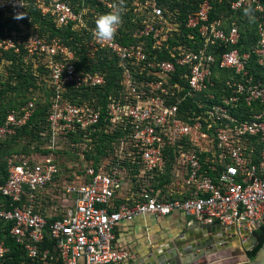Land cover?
<instances>
[{"label": "built area", "instance_id": "built-area-1", "mask_svg": "<svg viewBox=\"0 0 264 264\" xmlns=\"http://www.w3.org/2000/svg\"><path fill=\"white\" fill-rule=\"evenodd\" d=\"M163 1L124 0L115 38L99 42L94 8L109 13L118 0H34L56 29L84 38L88 59L114 61L117 78L102 105L65 94L69 86L103 88L105 74L79 69L76 51L60 38L30 32L16 19L26 0H0L18 30L0 38V57L11 53L43 67L51 92L39 133L47 142L6 157L0 264H18L6 239L17 246L19 264H124L134 256L114 246L116 228L146 215L178 213L201 227H232L244 243L264 224V82L248 70L252 58L264 66V4L229 0L230 12L251 7L258 21L255 44L240 52L232 15L210 20L209 0H189L196 9L180 20V7ZM9 63L0 61V79ZM35 107L32 99L8 112L0 141L24 127ZM101 134L112 136L105 154L87 159Z\"/></svg>", "mask_w": 264, "mask_h": 264}, {"label": "trees", "instance_id": "trees-1", "mask_svg": "<svg viewBox=\"0 0 264 264\" xmlns=\"http://www.w3.org/2000/svg\"><path fill=\"white\" fill-rule=\"evenodd\" d=\"M28 5L25 11L22 22L25 27L33 33H37L41 36L58 37L68 47L76 51L78 55L77 65L79 69L102 72L105 74L106 86L99 89H93L90 91L77 92L68 87V91L65 96L71 101H77L79 95L82 100H89L91 97H95L98 103L104 105L107 95L111 92L113 87V81L117 78V71L113 60L105 58L88 59L85 56L84 45L82 43L83 37L79 36L78 32H72L70 28L56 29L53 21L44 17L34 6V0H26ZM211 4V10L209 12V19L213 20L219 17L227 19L230 15L234 18L239 26L240 40L238 43V49L240 52H247L257 40L256 29L258 21L251 22L247 16L244 15V11H238L232 13L229 10V0H209ZM264 4V0H261ZM163 4L172 9L173 7H180V20L192 10L196 9V6L189 0H164ZM92 8L93 5H90ZM100 15L107 14L102 8L96 9ZM255 17V16H254ZM125 28H130L129 19H125ZM95 24V21L92 22ZM13 31H18L15 22L4 17V14L0 12V38L5 35L11 34ZM126 42L127 39H122ZM5 60L10 62L6 66L8 76L0 79V126L6 117V114L10 111H17L23 107L28 101L35 99V111L28 123L18 129L16 133L0 141V185L5 181L6 173V157L12 153H25L40 151V146H43L47 142V138L42 139L39 135L40 132L45 130L46 116L49 109V98L51 95L50 90L45 82L47 78V72L41 66H34L30 59H24L22 56H15L11 53L3 54L0 57V61ZM249 75L254 79L264 82V66H258L255 63V59L250 61ZM36 91H44L46 93L45 100H37L33 97V93ZM80 101V100H79ZM258 105V104H255ZM104 134H101V137ZM100 137V138H101ZM112 136L104 135L103 138L94 141L95 150L94 154L88 153L87 159L94 158L97 160L100 156L105 154L108 144L111 142ZM70 141H74L70 139ZM99 142V144H98ZM49 151H44L48 153ZM65 160L72 158L67 150L60 151ZM257 243L264 236V224L259 227L258 230L253 232ZM5 243L10 248L13 261L19 264V258L17 255L18 248L11 239H6ZM47 243L43 244L46 247ZM254 249V248H252ZM249 251V250H248ZM247 252V251H246ZM18 258V259H17ZM24 264H28L25 261Z\"/></svg>", "mask_w": 264, "mask_h": 264}, {"label": "crops", "instance_id": "crops-1", "mask_svg": "<svg viewBox=\"0 0 264 264\" xmlns=\"http://www.w3.org/2000/svg\"><path fill=\"white\" fill-rule=\"evenodd\" d=\"M172 215L168 217L146 215L136 218L129 223L122 222L117 226L114 246L119 249L129 250L134 256L133 259L124 264H139L148 256H151V258L143 264H149L152 261L156 262L158 257L166 255L170 250L178 251L183 246L189 244L195 246L197 239L204 240L203 228L185 216H183V229L173 228V231L168 233L162 230L155 234L150 232V228H148L150 222L154 223L155 220L163 221L167 218L173 220ZM180 216L178 214L177 218H180ZM206 237L221 239L228 244H231L233 240L231 233L227 231L223 234H220L218 231L210 232Z\"/></svg>", "mask_w": 264, "mask_h": 264}, {"label": "water", "instance_id": "water-1", "mask_svg": "<svg viewBox=\"0 0 264 264\" xmlns=\"http://www.w3.org/2000/svg\"><path fill=\"white\" fill-rule=\"evenodd\" d=\"M202 228L204 240L197 239L195 246L189 244L178 251L170 250L166 255L158 257L156 262L152 261L149 264H264V236L257 243L254 235H251L247 245L238 239L232 227L205 226ZM214 231H218L220 234L226 231L231 233L236 246H243L247 252L242 253L240 248H235L213 254L217 250L231 245L221 239L206 237L207 234ZM150 258L151 256H148L139 264L149 261Z\"/></svg>", "mask_w": 264, "mask_h": 264}, {"label": "clouds", "instance_id": "clouds-1", "mask_svg": "<svg viewBox=\"0 0 264 264\" xmlns=\"http://www.w3.org/2000/svg\"><path fill=\"white\" fill-rule=\"evenodd\" d=\"M112 7L114 8L113 11L100 15L95 20V28L92 31V35L94 39L99 42L113 40L123 23L122 16L125 11L124 0H118V3L112 5ZM244 15L247 16L251 22H255V17L251 7H246L244 9ZM23 18L24 17L22 15L16 17V19ZM261 43H264V40H262Z\"/></svg>", "mask_w": 264, "mask_h": 264}, {"label": "rangeland", "instance_id": "rangeland-1", "mask_svg": "<svg viewBox=\"0 0 264 264\" xmlns=\"http://www.w3.org/2000/svg\"><path fill=\"white\" fill-rule=\"evenodd\" d=\"M32 95L37 100H41L43 102L45 100L46 93L44 91H36ZM172 217H173L172 218L173 220H170V218H167V219H165L163 221L162 220H155L154 223L153 222L152 223L150 222L148 224V226H149L148 228H150L149 229L150 232H152V234H155L156 232L162 230L165 233H168V232H172L173 231V228L183 229L184 228L183 215H181L180 218H177L178 217V214L173 213ZM245 244L248 245V242H246ZM231 245L232 246H230V247L229 246H226V247H224L221 250H217L213 254L218 253V252H222V251H225V250L235 249V248H240L241 251H242V253H245L246 252V250L243 248V246H241V247L236 246L235 242L234 243L231 242Z\"/></svg>", "mask_w": 264, "mask_h": 264}, {"label": "bare ground", "instance_id": "bare-ground-1", "mask_svg": "<svg viewBox=\"0 0 264 264\" xmlns=\"http://www.w3.org/2000/svg\"><path fill=\"white\" fill-rule=\"evenodd\" d=\"M238 236V235H237ZM238 239H239V236H238ZM235 239L233 238V240H232V243H234L235 241H234ZM232 246V245H231ZM230 247V246H229Z\"/></svg>", "mask_w": 264, "mask_h": 264}]
</instances>
